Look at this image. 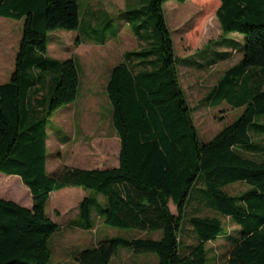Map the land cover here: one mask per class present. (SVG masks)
Masks as SVG:
<instances>
[{"label": "trees", "instance_id": "1", "mask_svg": "<svg viewBox=\"0 0 264 264\" xmlns=\"http://www.w3.org/2000/svg\"><path fill=\"white\" fill-rule=\"evenodd\" d=\"M166 1L134 0L122 10L121 19L144 45L124 51L105 84L110 123L119 141L116 166H67L49 176L46 122L74 101L78 74L72 58L45 56L46 35L78 28V1L0 0L1 17L22 20L13 70L0 83V172L17 176L31 201L26 207L0 198V264H47V239L56 225L44 207L51 192L65 187L99 194V217L107 226L160 231L156 239L115 236L99 241L77 252V264H108L119 247L153 253L156 264H209L205 244L224 234L215 216L188 217L195 242L184 254L178 252L181 214L197 182L205 205L238 225L225 264H264V160L242 154L263 149L251 137H264V124L253 120L264 115V0H216L214 17L221 34H240L243 53L203 100L212 104L216 93L242 111L205 142L197 137L177 78V58L163 16ZM199 1L204 16L210 14L213 0ZM104 37L95 40L103 43ZM235 181L250 188L239 196L228 195L222 188ZM93 201L85 195L78 203L81 229L93 225Z\"/></svg>", "mask_w": 264, "mask_h": 264}, {"label": "rangeland", "instance_id": "2", "mask_svg": "<svg viewBox=\"0 0 264 264\" xmlns=\"http://www.w3.org/2000/svg\"><path fill=\"white\" fill-rule=\"evenodd\" d=\"M77 1L79 17L83 18L86 17V6L91 4L94 22L97 23L94 28L99 31L94 33L90 26L83 25L82 30H54L46 35L45 56L56 60L72 58L78 74L76 98L54 111L46 122L45 168L49 176H56L67 166L99 169L116 166L119 141L110 123L111 106L105 94V84L110 69L121 61L122 53L144 45L132 35L121 19L125 5L133 4L134 0ZM212 6L211 13L204 16L199 0H185L182 3L168 0L162 5L173 52L177 58V78L187 104L192 109V121L201 142L209 140L242 111V106L235 107L224 98L219 100L216 93L213 94L212 104L203 100L224 71L237 63L243 53L242 36L237 33L221 34L214 17L216 6ZM102 14L108 17L101 19ZM87 18L90 19L91 16L87 14ZM21 25V19L0 16V83L7 81L13 70ZM102 27L103 32L100 31ZM101 36L107 39L103 43L95 40ZM256 73L259 74L258 71ZM261 73L264 74V69ZM260 80L264 85V76ZM240 93L241 91L237 95ZM253 120L264 124V115H255ZM251 138L263 147L262 151H242V154L254 160H264V137ZM201 187L199 182L195 184L181 214L178 252L184 254L188 246L195 242L188 217L215 216L221 220L224 234L205 244L207 263L225 264L234 239L238 237V225L229 217L220 215L205 205L206 199ZM249 188L247 183L235 181L222 189L228 195L239 196ZM85 195L94 199L90 206L93 225L88 230L81 229L77 216L78 203ZM0 198L26 207L31 202L28 190L18 177L7 176L1 172ZM101 202L102 197L99 194L81 187H65L49 194L44 212L55 223L56 229L47 239L51 251L47 264H77L74 260L77 252L115 236L153 239L159 237L160 231L145 232L105 225L98 212ZM168 207L172 213H176L170 202ZM108 264H156V256L149 252L134 253L119 247Z\"/></svg>", "mask_w": 264, "mask_h": 264}, {"label": "crops", "instance_id": "3", "mask_svg": "<svg viewBox=\"0 0 264 264\" xmlns=\"http://www.w3.org/2000/svg\"><path fill=\"white\" fill-rule=\"evenodd\" d=\"M213 2L215 3V6L217 5V1L216 0H213ZM90 6H91V4H89ZM90 6L89 7H87L86 6V9H85V14H86V17H84L83 18V16H81V17H79V26H78V28L77 29H79V30H82V26L84 25H88V26H90L91 28L93 27L94 28V25H96L97 23H95L94 22V20H95V17H93V15H92V8H90ZM90 8V10H87V9H89ZM78 12H79V9H78ZM87 14H89L90 16H91V18L90 19H88L87 18ZM108 17V15H106V14H102L101 15V19H103V18H107ZM96 31H99L98 29H96ZM104 40H107L106 39V37H104ZM72 167H77V166H72ZM78 168H82V167H78ZM84 169H91V168H84ZM8 176V175H7Z\"/></svg>", "mask_w": 264, "mask_h": 264}]
</instances>
